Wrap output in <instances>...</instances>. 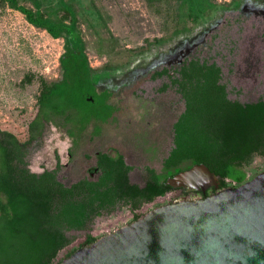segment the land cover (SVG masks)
Returning <instances> with one entry per match:
<instances>
[{"label":"rangeland","instance_id":"374dc122","mask_svg":"<svg viewBox=\"0 0 264 264\" xmlns=\"http://www.w3.org/2000/svg\"><path fill=\"white\" fill-rule=\"evenodd\" d=\"M18 1L54 21L75 17V35L84 44L93 85L97 93L108 92L114 106L105 122L91 121L78 131L56 119L58 127L45 123L40 136L29 140L41 82L61 79L58 59L64 41L33 27L0 0V129L23 145L31 172L53 170L58 160L57 179L65 186L97 178L99 173L92 171L97 155L107 154L121 155L128 182L142 188L150 171H163L181 134L183 141L199 140L191 117L179 128L181 134L176 131L185 101L173 80L186 60L217 66L228 101H264V0ZM186 1L191 9L185 8ZM162 69L169 75L153 78ZM205 124L211 137L221 123L214 115ZM241 168L251 180L264 171L263 155H253ZM198 198V191L173 188L138 209L124 201L99 208L100 215L94 213L83 228L66 233L72 242L52 264L65 259L87 236L99 238L131 223L134 215Z\"/></svg>","mask_w":264,"mask_h":264},{"label":"trees","instance_id":"16d2710c","mask_svg":"<svg viewBox=\"0 0 264 264\" xmlns=\"http://www.w3.org/2000/svg\"><path fill=\"white\" fill-rule=\"evenodd\" d=\"M2 1L21 13L33 27L64 41L63 53L58 59L61 79L41 82L38 110L29 124L28 139H37L45 123L58 127L60 123L56 119L62 121L61 125L78 131L91 121L109 119L114 112L111 95L106 91L97 93L93 85L84 44L75 35V17L72 15L69 22L54 21L38 15L18 0ZM190 4L186 1L185 8L191 9ZM176 71L173 83L185 101V112L176 131L181 134L179 128L191 117L192 127L200 138L194 142L183 141L182 134L178 135L175 148L163 162V171L159 174L150 171V179L142 188L128 182V168L121 155H97V165L92 169L99 173L97 178L82 179L69 186L57 179L58 160L53 170L31 172L23 145L13 134L0 129V264H52L57 254L72 242L66 233L83 228L94 213L100 215L99 208L124 201L138 209L172 190L166 180L193 165H206L218 177L219 190L229 187L226 180L234 184L231 187L248 181L242 164L253 155L264 156L261 149L264 101L246 104L228 101L225 88L219 83L221 71L214 64L189 59ZM164 75H169L167 69L152 76ZM214 115L221 124L210 137L205 122ZM70 129L71 136L74 131ZM215 192L211 187L206 196ZM138 218L134 215L132 222ZM96 239L87 236L65 258Z\"/></svg>","mask_w":264,"mask_h":264},{"label":"water","instance_id":"95a60500","mask_svg":"<svg viewBox=\"0 0 264 264\" xmlns=\"http://www.w3.org/2000/svg\"><path fill=\"white\" fill-rule=\"evenodd\" d=\"M166 185L204 197L155 208L58 264H264V171L219 190L218 177L196 164Z\"/></svg>","mask_w":264,"mask_h":264},{"label":"flooded vegetation","instance_id":"af4514ba","mask_svg":"<svg viewBox=\"0 0 264 264\" xmlns=\"http://www.w3.org/2000/svg\"><path fill=\"white\" fill-rule=\"evenodd\" d=\"M262 149V148H261ZM263 158H264V156H263Z\"/></svg>","mask_w":264,"mask_h":264}]
</instances>
